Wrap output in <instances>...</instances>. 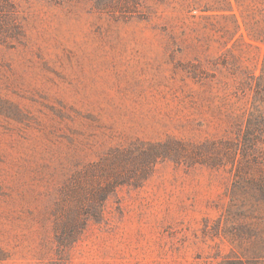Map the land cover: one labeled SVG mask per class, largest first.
Masks as SVG:
<instances>
[{"label": "rangeland", "instance_id": "rangeland-1", "mask_svg": "<svg viewBox=\"0 0 264 264\" xmlns=\"http://www.w3.org/2000/svg\"><path fill=\"white\" fill-rule=\"evenodd\" d=\"M135 10L0 0V264H246L224 233L231 163L190 156L236 142L253 94L240 85L264 60V0ZM169 139L184 150L147 165V145ZM111 167L120 184L92 201ZM82 224L58 242L57 228Z\"/></svg>", "mask_w": 264, "mask_h": 264}, {"label": "trees", "instance_id": "trees-1", "mask_svg": "<svg viewBox=\"0 0 264 264\" xmlns=\"http://www.w3.org/2000/svg\"><path fill=\"white\" fill-rule=\"evenodd\" d=\"M138 0H119L123 12L134 13ZM239 26H236L238 29ZM241 38V35H240ZM243 91L252 90L250 110L243 113L236 142L225 141L220 147H212L210 156L197 149L190 156L193 163L205 164L211 168L224 165L229 161L233 167V181L229 188L230 207L225 218V235L231 242L243 244V252L248 256L246 264H264V60L258 74L253 72L240 85ZM175 144L176 150L173 145ZM212 146L213 143H208ZM144 156L147 165H154L164 159H176L184 147L181 143L169 139L166 142L150 143ZM181 149V150H179ZM206 155V156H205ZM119 165V162H118ZM103 185L96 181L91 190V200L102 202L105 195L120 184L114 168L105 170ZM77 201L76 213L79 215L83 197L80 192H72ZM77 193V194H76ZM77 214L75 215L77 217ZM98 219L99 212L89 214ZM63 234L58 238L61 245L69 246L85 229L83 224L78 228L70 226L57 228ZM57 231V230H56ZM67 235V237L65 236ZM243 255V254H242ZM218 264H245L241 260H223Z\"/></svg>", "mask_w": 264, "mask_h": 264}]
</instances>
